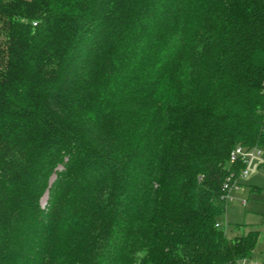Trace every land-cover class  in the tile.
Segmentation results:
<instances>
[{"label": "trees", "instance_id": "16d2710c", "mask_svg": "<svg viewBox=\"0 0 264 264\" xmlns=\"http://www.w3.org/2000/svg\"><path fill=\"white\" fill-rule=\"evenodd\" d=\"M237 146L264 0H0V264H241Z\"/></svg>", "mask_w": 264, "mask_h": 264}, {"label": "rangeland", "instance_id": "374dc122", "mask_svg": "<svg viewBox=\"0 0 264 264\" xmlns=\"http://www.w3.org/2000/svg\"><path fill=\"white\" fill-rule=\"evenodd\" d=\"M260 149L261 155L247 165L249 174L240 180L242 185L231 190L227 211L221 218L229 237L242 235L250 229L259 231L258 243L247 264H258L264 259V146ZM47 197L46 194L42 198L43 206Z\"/></svg>", "mask_w": 264, "mask_h": 264}, {"label": "built area", "instance_id": "2783aa9c", "mask_svg": "<svg viewBox=\"0 0 264 264\" xmlns=\"http://www.w3.org/2000/svg\"><path fill=\"white\" fill-rule=\"evenodd\" d=\"M33 24L36 25L37 22H33ZM261 153H262V151H261L259 146H255V147H251V148H247L244 146H237L232 151V153H231V160L232 161L242 159L246 164L245 168L242 170V172L240 174V180L249 174V169L247 167L249 162L251 160H253L254 158L258 157L259 155H261ZM238 186H240V185L238 183H235L233 185V187H231L230 192L232 189L237 188ZM230 192L228 193L227 198L229 197ZM222 225L223 224L221 222H218L216 224V226H218V227H221ZM246 262H247V260L245 259L241 262V264H247Z\"/></svg>", "mask_w": 264, "mask_h": 264}, {"label": "crops", "instance_id": "0c3cea01", "mask_svg": "<svg viewBox=\"0 0 264 264\" xmlns=\"http://www.w3.org/2000/svg\"><path fill=\"white\" fill-rule=\"evenodd\" d=\"M242 185V184H241ZM221 223H222V221H221Z\"/></svg>", "mask_w": 264, "mask_h": 264}]
</instances>
